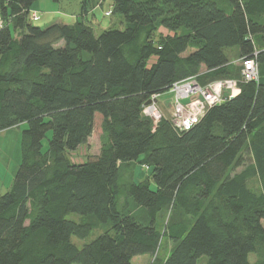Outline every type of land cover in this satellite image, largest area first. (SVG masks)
Instances as JSON below:
<instances>
[{"label": "trees", "instance_id": "trees-1", "mask_svg": "<svg viewBox=\"0 0 264 264\" xmlns=\"http://www.w3.org/2000/svg\"><path fill=\"white\" fill-rule=\"evenodd\" d=\"M38 1L0 0V132L27 126L0 196V264H132L163 239L158 264H264V0H111L124 28L99 35L82 18L35 25ZM188 78L239 93L186 131L142 114ZM96 133L98 154L71 162ZM132 162L146 180H125Z\"/></svg>", "mask_w": 264, "mask_h": 264}, {"label": "rangeland", "instance_id": "rangeland-1", "mask_svg": "<svg viewBox=\"0 0 264 264\" xmlns=\"http://www.w3.org/2000/svg\"><path fill=\"white\" fill-rule=\"evenodd\" d=\"M43 3V2H42ZM45 3L50 5V1L45 0ZM81 3L82 0H60L58 4H54L52 6L55 9L56 14L59 17H55L53 22L45 23L46 18L42 16L43 9H39L38 15H36L39 19L38 22L34 23L35 25L45 28L51 24L58 23V22H74L76 19H83L84 21L90 22L94 29V33L99 35L103 30H107L109 28H117L123 29V25L121 24V20L117 16H105V12L111 7V0H101V6L95 8V12L92 14V8H88V12L82 17L81 11ZM44 4V3H43ZM42 4V5H43ZM44 6V5H43ZM62 14H67V16H62ZM41 17V18H39ZM154 60L151 58L150 62ZM172 96L168 93L162 94L157 98V106L160 108L161 112L165 115L166 118L170 115V108L169 105L171 104ZM170 120V119H169ZM26 124H19L15 127L9 128L7 130L0 132V196L5 194L11 187L14 176L17 172V169L20 165L21 160V135L22 132L26 129ZM51 134L48 133L42 142V149L46 150L48 140L50 139ZM101 139L98 133L92 135L86 145L80 147L76 152L70 153L69 159L71 162L74 163H81L87 160L89 156H96L99 152L101 146ZM123 169L126 170L125 173V180H130V175L133 176L134 182H138L141 180H146L150 174V171L145 170L138 162H132L126 165ZM131 173V174H130ZM250 187H253V184H250ZM70 220H77L80 218L77 214H70L67 217ZM172 219V214L170 212L164 213L162 219L159 222L161 231L164 230V227L167 223ZM262 225L264 227V221H262ZM98 234L97 231H93L91 234V238ZM72 241L75 242L78 247H81L84 241H80L76 238H72ZM172 245L169 243L168 239H163L161 245L159 247V252L157 255L152 256H144L145 260H139L138 263L144 261V263L140 264H158V259L167 256L168 252L170 251ZM143 259V258H137ZM255 260V256L250 254L249 261L253 262ZM206 263V258H201L199 263ZM135 260L132 264H138Z\"/></svg>", "mask_w": 264, "mask_h": 264}, {"label": "built area", "instance_id": "built-area-1", "mask_svg": "<svg viewBox=\"0 0 264 264\" xmlns=\"http://www.w3.org/2000/svg\"><path fill=\"white\" fill-rule=\"evenodd\" d=\"M108 15V14H105ZM31 21H38L35 14L31 15ZM242 81H256L258 79L257 66L252 60L242 61ZM172 96L170 115L168 119L182 131L189 130L197 124L205 111L215 105L221 104L225 99H232L238 93L237 83L234 81H216L207 86H201L193 78L174 83L167 92ZM153 95L150 105H144L142 114L157 124L162 118H166L157 106V98Z\"/></svg>", "mask_w": 264, "mask_h": 264}, {"label": "crops", "instance_id": "crops-1", "mask_svg": "<svg viewBox=\"0 0 264 264\" xmlns=\"http://www.w3.org/2000/svg\"><path fill=\"white\" fill-rule=\"evenodd\" d=\"M48 1H50V0H48ZM87 1H88V3H87V9L88 8H92L91 5L94 2H99V0H87ZM54 4H58V3H54ZM54 4H53V2L50 1V5H48L47 3H45V0H39L38 2H36L32 6L31 10L33 11V13H35L36 15L39 16V14H38V11H40L39 9H43L44 8V10L43 11H40V12L44 13V14H42V16H44L46 18V22L45 23H47V22L50 23V22H53L54 21V18L56 16L59 17L58 15H55L57 11H55V9L52 8V6H54ZM94 9L95 8H92V14L95 12ZM61 15L62 16H67V14H62V13H61ZM39 18H41V17H39ZM58 23L70 24L72 22H67V23L66 22H58ZM137 258H140V257H137ZM137 258H133V260L131 261V263H133L135 260L137 261V263L139 262V260H145L144 257H141L143 259H137ZM140 263H144V261H141ZM140 263H138V264H140Z\"/></svg>", "mask_w": 264, "mask_h": 264}, {"label": "water", "instance_id": "water-1", "mask_svg": "<svg viewBox=\"0 0 264 264\" xmlns=\"http://www.w3.org/2000/svg\"><path fill=\"white\" fill-rule=\"evenodd\" d=\"M231 99V98H230ZM151 104V100H149V101H147L146 103H145V105L147 106V105H150Z\"/></svg>", "mask_w": 264, "mask_h": 264}]
</instances>
